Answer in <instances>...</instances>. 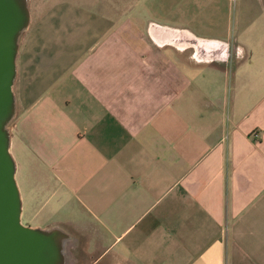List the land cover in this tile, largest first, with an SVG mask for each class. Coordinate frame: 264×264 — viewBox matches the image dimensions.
<instances>
[{"label":"crops","instance_id":"0c3cea01","mask_svg":"<svg viewBox=\"0 0 264 264\" xmlns=\"http://www.w3.org/2000/svg\"><path fill=\"white\" fill-rule=\"evenodd\" d=\"M232 1L55 0L30 18L21 218L68 230L72 264H264V0Z\"/></svg>","mask_w":264,"mask_h":264},{"label":"water","instance_id":"95a60500","mask_svg":"<svg viewBox=\"0 0 264 264\" xmlns=\"http://www.w3.org/2000/svg\"><path fill=\"white\" fill-rule=\"evenodd\" d=\"M29 0H0V264H69L72 235L60 225L21 222V196L8 127L15 116L13 84L20 35L30 23Z\"/></svg>","mask_w":264,"mask_h":264},{"label":"rangeland","instance_id":"374dc122","mask_svg":"<svg viewBox=\"0 0 264 264\" xmlns=\"http://www.w3.org/2000/svg\"><path fill=\"white\" fill-rule=\"evenodd\" d=\"M53 1H55V0H29V9H30V15H31V17L33 16V15H35V14H37V13H39V11L41 10V9H44L45 7H47L50 3H52ZM232 2H234L233 4H234V12H236V6H237V1L236 0H233ZM240 3V2H239ZM250 4H252V7H251V9H249L250 10V12L251 11H256V6H255V3L254 2H252V3H250ZM249 4V5H250ZM248 4L246 3V2H243L242 3V7H246ZM255 14H253V15H251L250 16V20L252 21V23H254V21H255ZM22 34H24V31H23V33ZM22 36V35H21ZM256 36H259V33L256 35ZM252 40H254V39H252ZM255 40H257V39H255ZM257 42V41H256ZM15 118L16 117H13V119L10 121V123H9V125H8V127H9V129H10V132L11 131H13L14 129H15ZM12 151L14 152V154H15V156L16 157H18V151H17V149L16 148H13L12 149ZM16 179H17V183L21 186V175L19 174V173H16ZM21 187H23V186H21ZM46 210V209H45ZM41 215V214H40ZM46 216H48V215H46L45 213H43L42 215H41V218H40V220H41V224H39L38 223V226L39 227H42V224H44V222H46L47 220H48V218H46ZM35 221H37V220H33V219H25V218H21V222L23 223V224H25V223H27L28 222V224H25V225H29V226H32V227H36V224H34L35 223Z\"/></svg>","mask_w":264,"mask_h":264},{"label":"bare ground","instance_id":"6f19581e","mask_svg":"<svg viewBox=\"0 0 264 264\" xmlns=\"http://www.w3.org/2000/svg\"><path fill=\"white\" fill-rule=\"evenodd\" d=\"M187 36V35H186ZM70 262H71V260H70ZM71 264H72V262H71Z\"/></svg>","mask_w":264,"mask_h":264}]
</instances>
